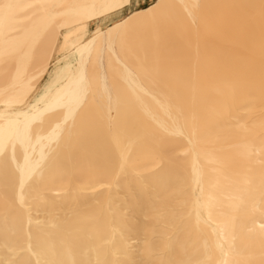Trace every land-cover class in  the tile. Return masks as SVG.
<instances>
[{
	"label": "bare ground",
	"instance_id": "1",
	"mask_svg": "<svg viewBox=\"0 0 264 264\" xmlns=\"http://www.w3.org/2000/svg\"><path fill=\"white\" fill-rule=\"evenodd\" d=\"M0 264H264V0H0Z\"/></svg>",
	"mask_w": 264,
	"mask_h": 264
},
{
	"label": "snow or ice",
	"instance_id": "2",
	"mask_svg": "<svg viewBox=\"0 0 264 264\" xmlns=\"http://www.w3.org/2000/svg\"><path fill=\"white\" fill-rule=\"evenodd\" d=\"M155 2H156V0H153V4H155ZM144 7H147V4H145V5H143ZM56 111H57V109H53V110H51V111H49V112H46L45 113V116H47V115H55V113H56ZM44 116H41V118H40V123H43V121H44Z\"/></svg>",
	"mask_w": 264,
	"mask_h": 264
},
{
	"label": "rangeland",
	"instance_id": "3",
	"mask_svg": "<svg viewBox=\"0 0 264 264\" xmlns=\"http://www.w3.org/2000/svg\"><path fill=\"white\" fill-rule=\"evenodd\" d=\"M44 86H45V85H42V86L40 87V91H43V90H44Z\"/></svg>",
	"mask_w": 264,
	"mask_h": 264
}]
</instances>
